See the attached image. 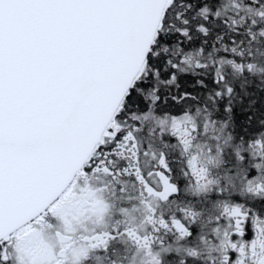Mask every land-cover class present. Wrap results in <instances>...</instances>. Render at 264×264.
Here are the masks:
<instances>
[{
  "label": "snow or ice",
  "instance_id": "1",
  "mask_svg": "<svg viewBox=\"0 0 264 264\" xmlns=\"http://www.w3.org/2000/svg\"><path fill=\"white\" fill-rule=\"evenodd\" d=\"M0 264H264V0H0Z\"/></svg>",
  "mask_w": 264,
  "mask_h": 264
}]
</instances>
